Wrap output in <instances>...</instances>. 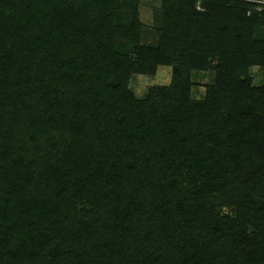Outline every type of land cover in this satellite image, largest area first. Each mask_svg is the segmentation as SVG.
Masks as SVG:
<instances>
[{
    "label": "trees",
    "instance_id": "1",
    "mask_svg": "<svg viewBox=\"0 0 264 264\" xmlns=\"http://www.w3.org/2000/svg\"><path fill=\"white\" fill-rule=\"evenodd\" d=\"M138 5L0 0V264H264V7L163 0L154 47ZM160 65L172 83L138 99Z\"/></svg>",
    "mask_w": 264,
    "mask_h": 264
},
{
    "label": "rangeland",
    "instance_id": "2",
    "mask_svg": "<svg viewBox=\"0 0 264 264\" xmlns=\"http://www.w3.org/2000/svg\"><path fill=\"white\" fill-rule=\"evenodd\" d=\"M255 3L259 6L258 10H262L264 7V0H240ZM163 0H139L138 13L139 20L144 26L143 28V44L146 46L157 47L164 40L163 32V11H162ZM129 15L127 11L121 13L119 21L121 24L126 25L129 22ZM259 32L264 36V27L259 28ZM5 38V35L0 31V40ZM124 43V42H122ZM123 45V44H122ZM217 63L212 62L210 68L204 70H193L190 73V95L193 100H202L207 95L209 85H213L216 82ZM14 74V73H12ZM173 67L160 65L157 68L156 74L154 75H143L135 74L132 75L129 81V88L138 99H146L151 93L152 88H160L169 86L172 83ZM250 76L253 79V85L260 87L264 83V67L260 65L253 66L250 68ZM4 100V99H2ZM36 147L30 142H25L22 146L16 147L15 152L17 155H21L23 158L27 157L30 159V155L34 152ZM146 152V150H145ZM147 153V152H146ZM24 155V156H23ZM32 156V155H31ZM149 170H144V173ZM217 205H220L217 203ZM222 215H233L234 212L229 207H221L218 209ZM141 234V230H139ZM52 249L48 248L46 251H39V258L37 262L43 264L42 257L50 259V253ZM43 255V256H42ZM42 256V257H40Z\"/></svg>",
    "mask_w": 264,
    "mask_h": 264
}]
</instances>
